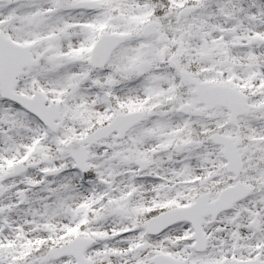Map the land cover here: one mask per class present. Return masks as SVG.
<instances>
[{
    "label": "snow or ice",
    "instance_id": "6c2138e0",
    "mask_svg": "<svg viewBox=\"0 0 264 264\" xmlns=\"http://www.w3.org/2000/svg\"><path fill=\"white\" fill-rule=\"evenodd\" d=\"M0 264H264V0H0Z\"/></svg>",
    "mask_w": 264,
    "mask_h": 264
}]
</instances>
